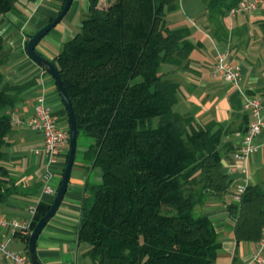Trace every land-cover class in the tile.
Segmentation results:
<instances>
[{"label": "trees", "instance_id": "16d2710c", "mask_svg": "<svg viewBox=\"0 0 264 264\" xmlns=\"http://www.w3.org/2000/svg\"><path fill=\"white\" fill-rule=\"evenodd\" d=\"M23 1L35 0H0V14ZM240 1L209 0V20L220 41L228 37L221 20ZM177 7V0H89L80 32L53 61L79 139H90L87 145L78 139L76 161L101 173L99 182L86 185L78 229L96 264H215L221 248L202 209L232 184L222 164L227 131L179 113L180 87L161 71L164 64L182 67L195 49L189 30L167 26V13ZM261 27L264 32V22ZM4 48L0 37V56ZM3 83L0 70V205L13 194L14 182L1 163L13 130L12 93L18 90ZM50 206L38 204L32 230ZM229 213L237 242H259L264 183L247 187Z\"/></svg>", "mask_w": 264, "mask_h": 264}, {"label": "crops", "instance_id": "0c3cea01", "mask_svg": "<svg viewBox=\"0 0 264 264\" xmlns=\"http://www.w3.org/2000/svg\"><path fill=\"white\" fill-rule=\"evenodd\" d=\"M177 1V9L167 13V26L171 30H189V40L195 49L182 67L164 64L162 74L180 87L176 105L179 113L193 117L200 124L219 123L227 131L222 164L232 184L227 194L213 198L202 209V213L209 215L221 243L215 264H264L254 259L259 251L258 242H237L233 230L236 219L229 213V206L239 203L235 198L238 186L264 183V131L255 141L258 151L248 163L246 179L233 154L241 145L251 117L243 109L241 93L213 76L219 53L229 48L231 62L242 74V90L264 101V32L261 27L264 2L257 13L222 19L228 37L220 41L215 35L216 26L209 20V0ZM64 2L23 1L8 15L0 14V37L5 41L0 70L4 75L3 86L18 89L12 93L17 98L13 117L28 120L34 115L37 99L45 97L60 126L68 129L67 114L54 79L26 53L28 40L59 14ZM88 11L89 0H74L62 22L39 43L37 53L53 62L63 45L80 32ZM6 142L7 160L1 164L8 169L14 186L13 194L0 205V216L30 225V209L41 202H53L66 158L51 168L50 185L55 194H46L43 186L48 162L42 135L23 123L13 125ZM232 166H236V171L229 173ZM91 179L99 182L101 173L89 170L83 160L75 161L65 198L37 241V254L42 264H96L89 256L90 247L78 240L82 207L88 198L86 185ZM6 241L11 251H27L25 237L0 228V243ZM0 264L11 263L0 253Z\"/></svg>", "mask_w": 264, "mask_h": 264}, {"label": "built area", "instance_id": "2783aa9c", "mask_svg": "<svg viewBox=\"0 0 264 264\" xmlns=\"http://www.w3.org/2000/svg\"><path fill=\"white\" fill-rule=\"evenodd\" d=\"M264 0H241L238 5L233 7L228 17L236 18L243 15L257 13ZM213 76L221 78L226 83L236 88L243 97V109L251 117V122L243 135L240 147L234 152L233 157L241 165V171L246 176L249 173L248 163L252 156L258 151L255 144L256 139L264 131V101L260 97L250 96L241 88L242 74L239 67L231 62L230 49L219 53L217 62L213 70ZM26 124L30 129L40 133L43 137V151L47 157L48 169L45 173V184L43 192L55 194L50 185L53 176L51 168L57 166L62 159H65L69 151V129L60 126L58 118L54 115L51 107L47 104L45 97L37 99L34 115L26 121L13 117V125ZM236 166L228 169L229 173L235 172ZM247 184L238 186L235 198L241 201L247 189ZM36 207L30 209L32 220L36 215ZM32 223V222H31ZM0 228L10 229L14 234H20L27 238L32 233L31 224L24 225L18 221L10 220L0 216ZM259 243V251L255 255V261L263 263L264 255V234ZM0 253L11 264H33L27 251L14 252L8 249V242L0 243Z\"/></svg>", "mask_w": 264, "mask_h": 264}, {"label": "water", "instance_id": "95a60500", "mask_svg": "<svg viewBox=\"0 0 264 264\" xmlns=\"http://www.w3.org/2000/svg\"><path fill=\"white\" fill-rule=\"evenodd\" d=\"M74 0H65L59 14L45 27L37 31L27 42L26 53L28 57L35 62L43 71L49 74L55 81L61 101L64 105L69 129V151L66 161V167L62 176L60 186L56 192L55 198L51 203L49 211L40 219L33 228L27 245V253L33 264H42L37 254V241L47 224L54 218L58 212L68 190L71 174L76 161L78 150L79 133L76 123V117L72 102L65 90L57 66L39 53L36 48L39 43L66 17L71 9Z\"/></svg>", "mask_w": 264, "mask_h": 264}, {"label": "rangeland", "instance_id": "374dc122", "mask_svg": "<svg viewBox=\"0 0 264 264\" xmlns=\"http://www.w3.org/2000/svg\"><path fill=\"white\" fill-rule=\"evenodd\" d=\"M90 143V139L88 137L82 136L79 139V145H87Z\"/></svg>", "mask_w": 264, "mask_h": 264}]
</instances>
